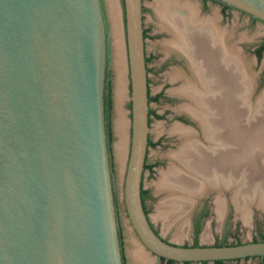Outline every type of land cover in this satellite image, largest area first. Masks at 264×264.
<instances>
[{
    "label": "water",
    "instance_id": "95a60500",
    "mask_svg": "<svg viewBox=\"0 0 264 264\" xmlns=\"http://www.w3.org/2000/svg\"><path fill=\"white\" fill-rule=\"evenodd\" d=\"M264 23V0H216ZM132 137L125 211L142 245L177 263L264 258V242L183 247L142 201L150 135L143 0H124ZM102 0H0V264H124L105 91Z\"/></svg>",
    "mask_w": 264,
    "mask_h": 264
},
{
    "label": "bare ground",
    "instance_id": "6f19581e",
    "mask_svg": "<svg viewBox=\"0 0 264 264\" xmlns=\"http://www.w3.org/2000/svg\"><path fill=\"white\" fill-rule=\"evenodd\" d=\"M154 2L160 28L172 35L164 48L184 58L189 68V72L175 71L172 80L184 81L178 91L192 102L191 117L209 142L202 146L194 133L174 129L187 142L172 156V165L161 172L156 183L157 193L171 195L160 204L157 216L166 228L171 227L179 220L183 222L198 190L222 191L229 184L245 182L249 189H240L237 200L240 210L246 213L247 198L259 195L258 185H264V95L254 97L253 63L231 43V35L220 28L216 17L201 18L197 6L185 0ZM108 4L115 45L117 153L121 162L127 145V120L122 107L125 58L117 0H108ZM251 133L254 137L247 140ZM132 256L134 264H153L137 246Z\"/></svg>",
    "mask_w": 264,
    "mask_h": 264
},
{
    "label": "rangeland",
    "instance_id": "374dc122",
    "mask_svg": "<svg viewBox=\"0 0 264 264\" xmlns=\"http://www.w3.org/2000/svg\"><path fill=\"white\" fill-rule=\"evenodd\" d=\"M185 1L197 6L201 18L216 17L220 28L231 35V43L241 50L248 60L252 61V71L255 76L254 97L255 99L257 97L262 98L264 95V56L262 58L255 56L254 50L264 38V23L261 21L256 22L250 16L240 13V11H232L225 15L220 5L214 2H209L205 6L201 0ZM117 3L125 58V100L122 107L127 120L126 154L121 162L117 153V75L115 69V45L112 34L113 25L108 0H102L108 30L107 79L110 81L113 102L111 115L113 132L112 175L123 253L126 256L127 264H134L132 253L137 246V248L148 255L153 264H163L158 256L152 254L142 245L125 211L123 187L131 150L132 102L124 0H117ZM143 21L144 31L147 32V38L145 39L146 55L150 58L148 64L150 92L153 97L162 96L157 102H152L150 105V108L161 118L154 117L150 125L149 136L152 145L148 149L147 161L148 164L152 165L153 169L146 170L143 177L144 189L149 193L146 206L152 227L169 243L183 247H193L196 243L200 246H215L225 242L228 245L254 242L255 239L260 237V234L264 233L263 184H259V188L256 190V192L259 191V195H252L247 198V204L245 203L246 213L240 210L242 208H240V203L237 200V193L241 191L240 189H249L245 182L243 185H239V183L237 185L229 184L222 191L213 187V189L210 188L208 191L198 190L197 195L193 197L190 208L188 207L187 209L188 214L186 211L184 213L187 216L183 219V222L179 223V220L171 227L166 228L157 216L160 204L165 201L166 197L171 195L157 193L156 183L160 179L161 172L167 171L172 165V156L177 151H180L182 145L187 142V139L175 132L174 129L180 127L182 130L194 133L202 146H208L209 142L204 138L202 127L191 117L190 113H192V110L190 107H192V102L185 96L180 95L178 91L183 86L184 81L172 80L175 71L189 72V68L184 58L180 57L176 52H170V54L164 48V44L171 39L172 35L167 30L160 28V19L155 9L154 0L143 1ZM253 137L254 135L251 133L246 138L247 140H252ZM227 185L225 184V186ZM207 207L210 210V215L203 221L201 231L196 238L194 220ZM259 262V258L254 257L241 261H232L229 264H259Z\"/></svg>",
    "mask_w": 264,
    "mask_h": 264
},
{
    "label": "flooded vegetation",
    "instance_id": "af4514ba",
    "mask_svg": "<svg viewBox=\"0 0 264 264\" xmlns=\"http://www.w3.org/2000/svg\"><path fill=\"white\" fill-rule=\"evenodd\" d=\"M144 1V0H143ZM204 4H205V6H207L208 4H209V2H214V3H217V4H219L220 5V7H221V10H222V12L225 14V15H228L229 13H231L232 11H239V10H236V9H234V8H232V7H229V6H227V5H225V4H223V3H221V2H219V1H216V0H201ZM227 6V7H226ZM229 7V8H228ZM240 13H243V14H245V15H247L246 13H244V12H242V11H240ZM249 16V15H248ZM251 17V16H250ZM251 19L252 20H254V21H259V20H257V19H255V18H253V17H251ZM146 35H147V32H146ZM264 39V38H263ZM262 42H263V40H262ZM262 42L255 48V50H254V54H255V56H257V54L255 53V51H256V49L257 48H259L260 46H261V44H262ZM145 49H146V47H145ZM263 56H264V54H263ZM258 57V56H257ZM149 62H150V58L146 55V63H147V69H148V64H149ZM150 73V71H149V69H148V74ZM148 83H149V93L151 94V92H150V79H149V75H148ZM110 85V81L107 79V84L106 85ZM111 86V85H110ZM151 96H152V94H151ZM160 98H162V96L160 97ZM159 98V99H160ZM111 99H112V89H111ZM151 105V104H150ZM151 110H153L152 108H150ZM112 110H113V102H112ZM112 110H111V115H112ZM156 114V113H155ZM157 115V114H156ZM155 116H151L150 117V125H151V122H152V119L154 118ZM156 118V117H155ZM107 123H108V128H109V134H108V144H109V150H110V153H111V156H112V142H113V132H112V121H111V117H110V119H109V121H107ZM151 141V139H150V136H149V142ZM151 143H152V141H151ZM152 145V144H151ZM150 145V146H151ZM150 146H148V147H150ZM111 161H112V158H111ZM146 165H147V168H145V171L146 170H152L153 169V167H151L152 165H150V164H148V161H147V159H146ZM145 173V172H144ZM144 182V181H143ZM143 190L144 191H146L145 189H144V185H143ZM148 192L146 191V199H145V202H144V207H145V212H146V214L148 215V210H147V206H146V202H147V198H148ZM208 209V216L210 215L209 213H210V210H209V208L207 207V208H205L204 209V211L202 212V214H200L198 217H196L195 218V220H194V231H195V223L203 216V214L205 213V211ZM207 216V217H208ZM207 217H205V218H202V221H201V223H203V221L207 218ZM158 234V233H157ZM195 235H196V233H195ZM165 240V239H164ZM165 241H167V240H165ZM255 241L256 242H264V233H262V234H260V237L259 238H257V239H255ZM254 241V242H255ZM168 242V241H167ZM224 244V246H228V244L225 242V243H220V244H218V246H221V245H223ZM195 246V245H194ZM198 246H200L199 244H198ZM124 257H125V264H127V262H126V256L124 255ZM255 258H257V257H255ZM247 259H249V258H247ZM241 260H243V259H241ZM241 260H234V261H241ZM259 260H260V262H259V264H264V258L262 259V258H259ZM160 262H162L163 264H177V262H170V260H167V259H164V258H160ZM215 262V261H214ZM214 262H185V263H181V264H196V263H200V264H210V263H212V264H215ZM230 262H232V261H227V264H229ZM179 264V263H178Z\"/></svg>",
    "mask_w": 264,
    "mask_h": 264
},
{
    "label": "trees",
    "instance_id": "16d2710c",
    "mask_svg": "<svg viewBox=\"0 0 264 264\" xmlns=\"http://www.w3.org/2000/svg\"><path fill=\"white\" fill-rule=\"evenodd\" d=\"M144 34H145V39H146L147 38L146 31H144ZM255 53L257 54V56L259 58H262L263 57V54H264V39H263V42H262L261 46L256 49ZM160 97H161V95H158V96L153 97L149 93V103L151 104L152 102H157ZM111 110H112L111 86L108 84V85H106V91H105V113H106L107 135L109 134L108 133L109 132V128H108L109 125H108L107 121H109V119L111 117ZM152 115L155 116L156 118H161V116L155 114V111L154 110H151L150 109V113H149V123L151 121L150 120V117ZM151 144L152 143L150 141L148 146H150ZM145 168H147V165H145ZM145 199H146V191H144L143 188H142V201H143V206H144ZM144 209H145V207H144ZM207 216H208V209L205 211V213L203 214V216L195 223L196 238L198 237V235H199V233L201 231V228H202V223H201L202 218H205ZM120 236H121V242H122V235H121V233H120ZM122 246H123V243H122ZM215 246H218V245H215ZM221 246H224V244L221 245ZM193 247H199L198 246V243H196L195 246H193ZM124 259H125V257H124ZM170 262L173 263L174 261L170 260ZM214 263L215 264H227V261H215ZM124 264H125V262H124Z\"/></svg>",
    "mask_w": 264,
    "mask_h": 264
}]
</instances>
